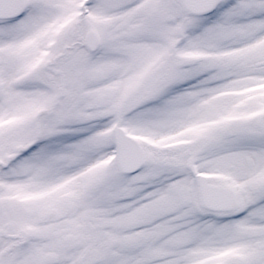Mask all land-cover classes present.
<instances>
[{
	"label": "snow or ice",
	"instance_id": "obj_1",
	"mask_svg": "<svg viewBox=\"0 0 264 264\" xmlns=\"http://www.w3.org/2000/svg\"><path fill=\"white\" fill-rule=\"evenodd\" d=\"M0 264H264V0H0Z\"/></svg>",
	"mask_w": 264,
	"mask_h": 264
}]
</instances>
